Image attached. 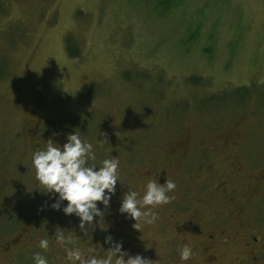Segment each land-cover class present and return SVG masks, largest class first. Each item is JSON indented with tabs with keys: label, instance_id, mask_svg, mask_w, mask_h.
Returning <instances> with one entry per match:
<instances>
[{
	"label": "rangeland",
	"instance_id": "rangeland-1",
	"mask_svg": "<svg viewBox=\"0 0 264 264\" xmlns=\"http://www.w3.org/2000/svg\"><path fill=\"white\" fill-rule=\"evenodd\" d=\"M74 131L93 144L91 163L120 161L110 209L97 202L105 215L86 232L49 206L31 162ZM260 169L264 0H0V264L36 252L68 264L56 230L103 255L111 235L152 264H251L235 234L244 218L264 221V186L250 178ZM166 177L173 199L133 229L122 194ZM211 218L231 240L209 261L199 229Z\"/></svg>",
	"mask_w": 264,
	"mask_h": 264
},
{
	"label": "clouds",
	"instance_id": "clouds-1",
	"mask_svg": "<svg viewBox=\"0 0 264 264\" xmlns=\"http://www.w3.org/2000/svg\"><path fill=\"white\" fill-rule=\"evenodd\" d=\"M94 158L93 144L82 139L76 131L67 134L62 145L49 139L31 157L35 180L52 198L49 206L66 216L78 218L81 232H86L103 219L105 212L97 202L103 205V209H110L120 181L119 159L106 158L97 165L90 162ZM176 187V182L166 177L163 184L158 180H148L142 191L128 188L122 194L118 212L125 219L135 221L132 228L141 232L145 225L155 222L153 210L171 202L173 197L168 193L174 192ZM55 239L64 247V259L68 264H152L148 258L124 250L123 242L111 235L105 237L104 242L109 245L106 255L93 248L85 252L79 247L69 246L73 245V238L60 230H56ZM38 246L47 251L49 241L42 238ZM179 253L182 260H190L193 256L191 244L185 243ZM31 259L33 264H49L48 257L39 252L34 253Z\"/></svg>",
	"mask_w": 264,
	"mask_h": 264
},
{
	"label": "flooded vegetation",
	"instance_id": "flooded-vegetation-1",
	"mask_svg": "<svg viewBox=\"0 0 264 264\" xmlns=\"http://www.w3.org/2000/svg\"><path fill=\"white\" fill-rule=\"evenodd\" d=\"M258 168L259 167H256L255 170H257ZM263 171H264L263 169H260V171L258 172H263ZM250 178H252L253 180L252 183H254L255 187L264 186V172L258 173L257 175H253ZM253 198H254L253 202L256 203L255 201L257 200L255 199V196H253ZM261 199H263L264 202V189H263V194L260 195V198H258V200L262 201ZM230 216L231 215H228V217ZM240 216H241L240 211H237L236 217L239 218V221L241 220ZM222 223H223L222 221L217 222L216 220L214 221V219L211 218L209 220H204L199 229L200 230L199 237L201 240V245L203 247V252H205V254L210 258L209 261H211V259L213 258L212 255L213 246L214 243H216L217 239H221L225 237L226 241L231 240V237L225 236V232L222 229L220 230V225ZM214 228L215 230H212ZM236 228L237 231L235 235L240 236V239L242 241V246L244 250L247 251L246 260L251 264H264V221L260 219L259 221H257L253 217L251 219L244 218L240 223H238ZM9 247L10 245L5 247V249L3 250L9 251L8 250ZM95 249L97 250V252L103 255V253L99 250V248H95ZM21 252H24V250ZM51 264H55V263H51Z\"/></svg>",
	"mask_w": 264,
	"mask_h": 264
}]
</instances>
